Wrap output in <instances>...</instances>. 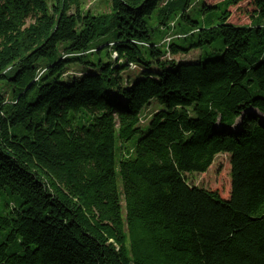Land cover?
<instances>
[{"label": "trees", "instance_id": "obj_1", "mask_svg": "<svg viewBox=\"0 0 264 264\" xmlns=\"http://www.w3.org/2000/svg\"><path fill=\"white\" fill-rule=\"evenodd\" d=\"M100 1L0 0V264H264V0Z\"/></svg>", "mask_w": 264, "mask_h": 264}, {"label": "rangeland", "instance_id": "obj_2", "mask_svg": "<svg viewBox=\"0 0 264 264\" xmlns=\"http://www.w3.org/2000/svg\"><path fill=\"white\" fill-rule=\"evenodd\" d=\"M206 5H213L222 0H202ZM81 7L83 10L92 11H107L108 7L103 1L100 0H81ZM230 17L228 22L235 25H251L252 15L254 13V6L250 0H243L238 5L230 7ZM200 51L193 50L185 55H177L174 57L176 61L194 62L199 59ZM115 58V54H113ZM82 71L79 66H70L66 74L78 75ZM131 75H136L139 71V67L132 63H129V69L127 70ZM2 88L4 86L0 84ZM154 105L142 111V120L146 121L149 117V112ZM254 112L261 122H264V115H261L255 110H248ZM240 123V119L237 120ZM136 138V137H135ZM188 183L193 186L202 187L205 189L217 190L223 197H227L230 191V163L229 155L227 153H221L215 156L212 164L208 170L204 173H191L187 175Z\"/></svg>", "mask_w": 264, "mask_h": 264}]
</instances>
